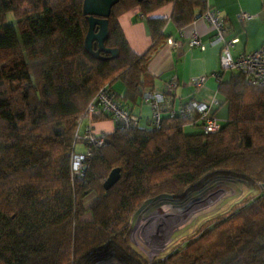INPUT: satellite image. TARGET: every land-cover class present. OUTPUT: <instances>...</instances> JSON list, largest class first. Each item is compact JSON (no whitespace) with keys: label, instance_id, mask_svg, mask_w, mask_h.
<instances>
[{"label":"trees","instance_id":"1","mask_svg":"<svg viewBox=\"0 0 264 264\" xmlns=\"http://www.w3.org/2000/svg\"><path fill=\"white\" fill-rule=\"evenodd\" d=\"M83 2L0 0V264H148L129 239L146 201L183 200L220 177L264 189V88L238 73L225 78L224 69L217 107L226 106L227 120L219 131L188 134L192 120L168 115L158 130H116L94 151L85 177L72 178L79 123L100 89L135 106L147 88L153 54L170 37L168 19L148 15L173 4L171 21L183 29L208 10L204 0H120L105 41L118 57L102 53L98 60L85 48ZM134 7L153 40L143 55L119 23ZM118 80L121 96L112 90ZM109 119L92 116V122ZM114 169L120 179L105 190ZM152 264H264V190Z\"/></svg>","mask_w":264,"mask_h":264},{"label":"crops","instance_id":"2","mask_svg":"<svg viewBox=\"0 0 264 264\" xmlns=\"http://www.w3.org/2000/svg\"><path fill=\"white\" fill-rule=\"evenodd\" d=\"M207 7L216 9L220 15L226 18L229 25V33L227 39H238V43L234 50V56L239 53L251 52L259 49L264 43V0H204ZM173 12V4L164 5L155 11L151 12L148 17L152 18H167V25L164 28V33L170 37L178 39L180 45L176 48L169 47L166 40L161 43L159 48L153 54L149 63L150 76L147 80V88L145 91H164L167 83L173 78L178 80L177 95L183 103L200 102L207 106L210 105L213 98L218 99V81L210 77L213 73L220 72L221 66V46L210 45L211 38L214 31L202 21H198L194 27L200 32L201 40L204 49L194 48L190 46L191 27L184 28V37H180L179 32L171 21ZM242 12L249 13L254 18L246 23H241L239 15ZM119 23L124 31L126 39L130 47L140 55L145 54L152 46L153 40L150 36L146 18L139 7H134L124 12L119 17ZM259 37L260 41L251 49L247 48V44ZM228 71L224 73L226 78ZM201 76H208L209 79L201 88H194L190 82L194 78ZM124 93V90H123ZM120 94L121 95H123ZM121 98V97H119ZM122 102L130 106L133 113L139 117L140 128L150 127L151 107L149 104L142 102V97L139 99L138 105H132ZM221 107V106H220ZM212 108V114L215 117H220L218 114L219 108ZM138 109V112L136 111ZM221 111V110H220ZM110 120V119H109ZM100 122V121H99ZM104 123L101 126V131H105ZM188 127V126H187ZM190 128H198L196 126H189ZM114 131L101 132V134L109 135L116 131V124H114ZM81 149L80 151H82Z\"/></svg>","mask_w":264,"mask_h":264},{"label":"built area","instance_id":"3","mask_svg":"<svg viewBox=\"0 0 264 264\" xmlns=\"http://www.w3.org/2000/svg\"><path fill=\"white\" fill-rule=\"evenodd\" d=\"M254 18L253 15L242 12L239 15L241 23H246ZM202 21L211 27L214 35L211 38L210 45L216 47L221 46V66L222 69L234 70L242 75L245 82L251 87L264 88V43L254 51L239 53L234 56V50L238 43V39H227L229 33V25L226 18L220 15L216 9H210L195 19L189 26H192L190 33V46L194 48L204 49L201 34L194 27L198 22ZM180 37H184V28L179 32ZM169 47L176 48L180 45L178 39L169 37L166 40ZM219 83L221 75L219 72L210 75ZM209 79L208 76H201L191 80L190 84L194 88H201ZM178 80L173 78L170 80L164 91H144L142 93V102L149 104L151 107L150 129L158 130L162 125L164 115L170 117H182L192 120L191 125L198 126L203 133H214L221 129L222 122L212 114V108L218 106L217 98H213L210 105L207 106L200 102L183 103L177 95ZM102 115L112 119L116 124V130L119 132H127L140 128L139 117L135 115L130 106L115 98L107 87H103L97 93L96 97L90 102L86 110V118L81 119L79 123L77 140L82 141V151L75 150L71 158L72 178L78 176L84 178L88 161L92 158L95 150L104 149L107 146L106 134L96 135L93 133L92 116ZM88 119V122L85 123ZM75 148L79 145L76 142Z\"/></svg>","mask_w":264,"mask_h":264},{"label":"rangeland","instance_id":"4","mask_svg":"<svg viewBox=\"0 0 264 264\" xmlns=\"http://www.w3.org/2000/svg\"><path fill=\"white\" fill-rule=\"evenodd\" d=\"M260 41L255 37L248 44L251 49ZM228 71L227 77L236 74L234 70ZM115 94L123 93L124 84L118 80L112 86ZM139 108H136L138 112ZM221 110V111H220ZM217 118L225 122L227 120L226 106L219 108ZM88 122V119L85 123ZM105 131H101L102 124ZM115 122L110 120L92 122L93 133L114 131ZM185 132L192 134L198 132V128H185ZM82 141H77V143ZM77 151L83 149L78 145ZM262 187H248L243 180L230 176L208 180L200 191L189 192L185 199L180 200L168 195H161L146 201L137 210L132 218L130 243L132 247L142 255L148 264L158 259H164L168 255L183 249L187 243L198 237L205 230L212 228L218 222L227 219L242 206L253 201L263 194ZM221 192V193H220ZM223 196V197H222Z\"/></svg>","mask_w":264,"mask_h":264},{"label":"water","instance_id":"5","mask_svg":"<svg viewBox=\"0 0 264 264\" xmlns=\"http://www.w3.org/2000/svg\"><path fill=\"white\" fill-rule=\"evenodd\" d=\"M120 0H84L83 13L88 17L89 29L85 38L86 51L95 59L104 60L102 53L110 58L118 57V49H109L105 41L109 36V20L113 6ZM139 2L142 0H138ZM120 179V169H114L106 181L104 189L110 190Z\"/></svg>","mask_w":264,"mask_h":264},{"label":"bare ground","instance_id":"6","mask_svg":"<svg viewBox=\"0 0 264 264\" xmlns=\"http://www.w3.org/2000/svg\"><path fill=\"white\" fill-rule=\"evenodd\" d=\"M221 193V192H220ZM223 197V196H222Z\"/></svg>","mask_w":264,"mask_h":264}]
</instances>
